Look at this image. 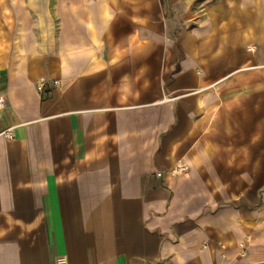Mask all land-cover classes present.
I'll list each match as a JSON object with an SVG mask.
<instances>
[{"label": "crops", "instance_id": "crops-1", "mask_svg": "<svg viewBox=\"0 0 264 264\" xmlns=\"http://www.w3.org/2000/svg\"><path fill=\"white\" fill-rule=\"evenodd\" d=\"M0 97V264H264V0H0Z\"/></svg>", "mask_w": 264, "mask_h": 264}, {"label": "built area", "instance_id": "built-area-1", "mask_svg": "<svg viewBox=\"0 0 264 264\" xmlns=\"http://www.w3.org/2000/svg\"><path fill=\"white\" fill-rule=\"evenodd\" d=\"M54 84H57L56 81H53ZM37 84V88L42 92L44 91V87L46 85L45 81L43 78H39L36 82ZM5 108V102L4 99L2 97H0V114L3 111V109ZM0 135L6 137V138H13L14 137V131H13V127H8L4 130H2L0 132ZM187 170V167L184 164H179L177 165L173 170H171V173L173 174H177V173H183ZM160 175V174H158ZM250 237L246 236L245 239L241 242L238 243V248H239V254L241 256L246 254V250H247V243L249 242ZM219 248L221 250V258H226L227 256V244L221 243L219 245ZM58 264H65L64 260H60Z\"/></svg>", "mask_w": 264, "mask_h": 264}]
</instances>
